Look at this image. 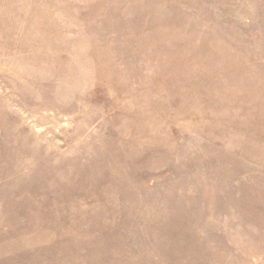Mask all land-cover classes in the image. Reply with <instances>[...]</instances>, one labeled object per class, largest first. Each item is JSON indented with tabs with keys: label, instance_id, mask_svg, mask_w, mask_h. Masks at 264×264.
<instances>
[{
	"label": "rangeland",
	"instance_id": "1",
	"mask_svg": "<svg viewBox=\"0 0 264 264\" xmlns=\"http://www.w3.org/2000/svg\"><path fill=\"white\" fill-rule=\"evenodd\" d=\"M0 264H264V0H0Z\"/></svg>",
	"mask_w": 264,
	"mask_h": 264
}]
</instances>
